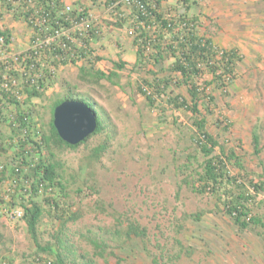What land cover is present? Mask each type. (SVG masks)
Instances as JSON below:
<instances>
[{
  "label": "rangeland",
  "instance_id": "rangeland-1",
  "mask_svg": "<svg viewBox=\"0 0 264 264\" xmlns=\"http://www.w3.org/2000/svg\"><path fill=\"white\" fill-rule=\"evenodd\" d=\"M92 1L90 5L77 2L89 10L93 19V8L101 16L100 33L89 41L92 54L101 58H91L93 69L89 70L93 73L99 69L106 74L115 71L117 76L100 78L97 82H89L95 81L89 78L87 82L79 77V64H63L52 69L53 76L46 80L40 96L28 99L25 90L29 86L14 73L20 88L17 100H24L22 106L36 122L31 127L38 126V139L48 134L51 104L60 96L70 93L83 98L84 101L78 100L84 103L90 101L97 112L102 130L86 143L76 148L50 146L65 189L56 187L49 197L66 203L80 215L64 224L63 218L57 219L54 210L43 201L48 195L39 193L34 199L43 207L36 236L38 243L42 247L48 245L51 251H38L25 222L6 216L0 221V264H44L49 259L55 263L56 252L65 257V264H116L117 259L120 264H150L153 259L159 264H264V226L251 225L241 230L223 210L229 194L234 198L244 191L245 195L253 196L246 202L250 213L264 222V190L255 193L248 184L250 178L257 181L264 172V5L243 0V13L240 11L238 22L232 23L236 26L216 29L221 46L212 42L237 53L235 75L225 87L208 84L205 93L211 98L199 94L195 115L185 106L177 108L166 102L169 96L182 95L187 106L191 103L188 85L181 83L171 70L175 57L167 47L170 33L165 29L162 47L152 51L157 57L160 55L156 61L151 57L136 63L139 31L133 24L132 12L128 11L129 4L121 1L118 9L107 5L105 0ZM162 2L171 16L185 12L188 4L190 14L198 17L202 11L199 5L202 0ZM1 17L23 23L15 7H0ZM3 31L7 33L6 29ZM8 38L9 44L0 50V73L5 72L3 66L7 64L9 49L20 59L27 52L10 33ZM151 47L148 45L144 52L151 51ZM119 60L125 65L117 69L113 63ZM14 61L11 67L16 68L19 63ZM48 62L46 59L41 65L49 66ZM169 74L173 75V83L161 92L147 87L150 93H155L154 103L149 104L138 90L140 83ZM210 79L207 75L201 80ZM197 82L200 88L204 86ZM13 109H8V113ZM201 117L218 142L213 154L228 155L233 151L236 155L235 159L222 157V160L230 175L237 177V183H225L216 192L199 193L194 189L205 159L194 125L195 119ZM1 126L8 128L5 119L0 118ZM7 131L8 134L0 128L3 138L0 141L6 139L0 142V163L9 165L14 152L12 146L7 148L5 144L10 134ZM253 131L260 137L258 154H254L251 143ZM99 144L105 149L98 159L92 160L90 153ZM45 152V157H49L46 148ZM237 159L245 171L239 172ZM8 179L0 180L1 199ZM197 214H201L199 220ZM131 223L144 227L146 236L127 237L126 227ZM94 239L104 243V256L95 254L100 248L92 244Z\"/></svg>",
  "mask_w": 264,
  "mask_h": 264
},
{
  "label": "trees",
  "instance_id": "trees-1",
  "mask_svg": "<svg viewBox=\"0 0 264 264\" xmlns=\"http://www.w3.org/2000/svg\"><path fill=\"white\" fill-rule=\"evenodd\" d=\"M121 1L122 0H105V3L107 5L112 4L115 8L119 9L118 5ZM139 1L144 9L139 8L136 4H129L128 6L132 10V17L134 21L133 24L136 30L139 31V33L136 34V39L139 40L138 42L136 41V63L141 59L147 60L151 57L152 59L154 58V61L157 60L160 55L158 54L157 57V55L152 53V51L154 49H160V47H162V39L167 30V32L170 33L171 37L170 41L167 44V47L169 48L170 53L175 57L171 70L177 74L181 83H186L188 85V93L191 98V103L189 106H187L186 100L184 99V97H182V95L180 97L169 96L166 102H169L177 108L185 106L192 114L196 115L198 112L197 100L199 99V94L203 93L208 98H211V95H209L207 92V94L205 93L208 84L219 83L221 86L225 87L228 82L232 81V78L235 75L234 66L236 60L238 59L237 53L234 49L228 50L219 48L209 38L200 33L198 29V17L195 14H190L189 4L186 6L185 12L179 13L176 16H171L165 5H163L162 0ZM62 2V0H55L57 8L62 4ZM115 2L118 3L114 4ZM140 22L141 24L138 25ZM150 32H152V35L149 34ZM0 36L3 37V40L6 44L9 43V35L6 33V31L0 29ZM93 36L96 39L98 35L93 34ZM89 41L90 39L87 40L83 37H80L78 39V42L71 45L73 49L71 51H79L80 54L87 60V62L84 61L85 59L79 62L73 59L70 60V63L74 65H80H78L79 77L87 82L89 78H93L95 81L89 82H97L100 78L105 77L110 79L114 76H117L118 73L115 71H111L106 74L104 71L99 69L94 71V74L91 73V71L89 70L93 69V67H91L93 65L92 63H90L92 62L91 58L98 60L101 57L92 54V46L90 45ZM82 44H84V46H82ZM148 45L152 46V49L151 51L148 50V52L145 53L144 50L146 49V47H148ZM44 50L45 51H43V53L45 52V54L42 55V57H40L39 59L36 58L37 55L33 54L34 52H25V55L30 54V58L28 59V61L29 63H33L34 65L33 71H30L28 82L24 83L25 85L29 86V88L25 90V94L28 99L31 97L40 96V94L42 93L41 91L44 89V86H46V80L49 78L51 79V76H53V68L69 63V61L66 59V56L63 60H58V58H61L62 55H65V52L61 51V46L55 44L49 46L48 48H45ZM217 55L219 57H217ZM46 59L49 60L48 65L51 67L41 65L45 62ZM113 65L117 69H120L125 65V63L124 61L119 60L117 62H114ZM35 71L39 72V78H33ZM169 75L171 76H156L150 82H147L145 80L140 83L138 90L146 97L149 104L154 103L155 93H150L147 87L152 88L154 92H161V89L164 90L171 83H173V80L171 78L173 75ZM207 75H210L211 79L204 81L207 78ZM202 78L204 79L203 81L201 80ZM198 80L201 84L204 83V86L202 88L199 87V83L197 82ZM3 98H6L7 102L4 103L2 112L5 111V109H12L14 107L13 111L8 113V115L10 118L13 117L15 121H12V123L10 122L11 124L7 123V130H9L10 134L8 135L9 138L6 137L8 142L6 144L13 147L14 156L12 157L11 164L6 165L5 163H0V165H2V169L0 170V180H4L7 177L16 178V194L27 187L26 185H29V187L27 188L29 194L26 200H23V198L22 200L19 199L18 203L15 202V195H11L12 199L10 200V203H5L4 198H2V200L4 201V206L1 205L0 209L5 206L7 208L16 205L20 206L23 212L21 217L17 219H21L25 222L27 230L37 250L50 252L51 249L48 245L46 247H42L37 240V224L42 213L43 205L39 204V202H37V199H34V197L41 192L45 193L46 196L48 195V197L43 198V201L51 211L54 210V215L57 219L63 218L62 222L64 224L69 221H75L80 215L79 212L71 211L66 203H61L58 200L49 197V195L54 192V189H56V187H59L61 191L65 189V184L61 179V172L57 170L58 163L53 160L54 153L52 152L50 146L53 145V147L55 148H60L61 146L76 148L79 145L86 143V141L90 137L98 134L102 130V124L99 117L97 116V112L93 108L92 103L90 101H86L87 105H89L92 108L93 112H95L97 122L94 131L88 137L75 145L68 144L58 136L56 129L53 126L51 115L48 134H43V136L38 139V136L40 135V133L37 131L39 130L38 126L31 127V125L35 124L36 122L31 119L29 113L30 111L24 109V107L22 106L24 100L19 101L15 97L7 94L4 91L1 93L0 101L3 100ZM68 99H80L84 101L83 98H80L78 96L76 97L70 93L64 96H60L52 101L50 109L51 114L57 104H59L63 100ZM9 117H7L8 120H10ZM25 117L28 120L29 124L25 121ZM13 123H15V125H13ZM194 125L198 129L199 149L205 157L203 161L202 171L198 173L199 183L194 189H196V191L199 193L207 191L216 192L219 191L221 189V186L225 183H237V177L234 175H230L225 162L222 160V157H226V159H235V153L231 151L227 155L222 152L220 155L215 156L213 153L215 147L218 146V142L208 132L206 120L203 117L199 119L196 118L194 121ZM26 126L29 127L26 129ZM23 127L26 129L25 131H22L24 130ZM251 143L253 146L254 154H258L260 151V137L256 131L252 132ZM45 148L48 152L49 157H45ZM104 149L105 146L103 144H99L98 146L94 147L90 153V158L92 160L98 159ZM235 162L237 167L239 168V172L245 171V167L238 162V159ZM258 177L259 178L257 181L253 178H250L248 183L255 193L264 190V172L260 173ZM238 184H240L238 186L243 185V183ZM251 198H253L252 195H245V192L241 191L234 198L229 194L227 201L224 202L223 210L232 218L234 224L237 225L241 230H244L251 225L259 224L264 226V222H262L259 217L252 215L250 213V210L246 206V202ZM3 214L5 215V213ZM195 217L196 220H199L201 214H197L195 215ZM126 228L127 237L143 238L146 236L145 228L140 227L137 224L131 223ZM91 242L93 245H95V247L100 248V250L95 252V254L104 256V243L102 241L99 242L96 239ZM55 255V263L53 262L54 260L49 259L47 261H44V264H56L57 262L59 264H65V257L62 256V254H58L56 252ZM118 260L120 259H117L116 264H120ZM40 262H43V258H40ZM84 264H88V262ZM150 264L159 263L157 260L153 259L152 263Z\"/></svg>",
  "mask_w": 264,
  "mask_h": 264
},
{
  "label": "built area",
  "instance_id": "built-area-1",
  "mask_svg": "<svg viewBox=\"0 0 264 264\" xmlns=\"http://www.w3.org/2000/svg\"><path fill=\"white\" fill-rule=\"evenodd\" d=\"M122 1L127 4H136L139 8L144 9L139 0ZM0 2L8 5L16 4V6L20 8L24 22L31 29L30 46L27 51L34 52L33 54L37 55V59L45 54V52L43 53L45 48L57 44L61 46V51L65 52V55H62V57L59 56L61 58H58V60H63L66 56L69 63L71 59L78 62L82 61L85 57L82 56L79 51H71L73 50L71 45L78 42L80 37L89 40L94 37L93 34L98 35L99 33V27L95 22V19H93L92 15L79 5L75 6L73 4H64L62 6H58L57 8L55 0H0ZM116 3L118 2H115L114 4ZM111 7L114 6L111 4ZM140 24L141 22L138 25ZM129 33L132 34V31L130 30ZM2 45L4 46L5 44L3 37L1 36L0 50L4 49ZM82 46H84V44H82ZM20 57L21 56L13 58V60L18 61V67H11L13 64L12 60L11 63L7 62V64H5V72L0 73V93L4 91L16 99L20 98V88L19 81L15 77L14 73L20 77L21 81L27 83L30 77V71H33L34 68L33 63H29L28 61L30 54L25 55L21 59ZM217 57L219 56L217 55ZM39 77V72L35 71L33 78ZM5 99L6 98H3V100L0 101L2 106L5 103ZM9 119L10 120L7 119L9 124H11L12 121H15L13 117H9ZM25 121L28 122L27 119ZM13 125H15V123H13ZM29 126H26V129ZM23 129L24 130L22 131L26 130L24 127ZM1 169L2 165H0V170ZM15 179L16 178L10 177L8 179L9 181H7L6 187L4 188L5 196L3 198L5 203H10V200L12 199L11 195H15L16 198L21 200L22 198L23 200H26L28 197L29 192L27 191V188L29 185H26L27 187L16 194L15 189L17 183ZM1 211L2 213H5L7 217L12 219L20 218L23 212L22 208L18 205L11 206L10 208L5 206L1 209Z\"/></svg>",
  "mask_w": 264,
  "mask_h": 264
},
{
  "label": "crops",
  "instance_id": "crops-1",
  "mask_svg": "<svg viewBox=\"0 0 264 264\" xmlns=\"http://www.w3.org/2000/svg\"><path fill=\"white\" fill-rule=\"evenodd\" d=\"M252 1H253V3H255V1H256V3L264 5V0H252ZM63 2L64 3H70V2H76L77 3V2H79L81 4L90 5L89 0H63ZM244 2H245V0H244ZM232 3H234V4L232 5ZM199 5L201 6L200 9H202L201 14L197 18V21L199 22L198 27L200 28V31H202L205 35H207L211 41L213 40L214 43L218 42V44L221 46V41H220L221 39L219 38V40H217L218 33H217L216 29L222 28V27L223 28H226V27L232 28V27L236 26L235 24H232V23L238 22V18H239V16H241L240 11L243 13V10L245 8V7H243L245 5V4H243V0H210V3H208V4L205 3V0H202V3H199ZM0 7H1V5H0ZM127 8H128L129 12L130 11L132 12V10L129 7H127ZM192 10H195V9H192ZM92 14H93L95 20L97 22L101 23L100 11L93 8ZM226 21H227V23H226ZM0 29L1 30L6 29L7 34L9 35V33H10L12 39L14 38V39L18 40V42H17V40L15 41L16 43H20L23 45V47H22L23 49L29 48V46H30L29 39L31 38V29L26 23H24V21L22 23L20 21H16V20L11 21V20H8L7 18L1 17ZM10 48H12L11 44H10ZM9 50L7 51V55H6L7 59L6 60L8 63H11L13 58L17 57V56H15V54H17V53L12 52L11 50L9 51ZM136 57H137V55H136V47H135V58ZM67 64H65L64 66H68ZM3 67H5V65ZM0 106H1V103H0ZM3 112L6 115L8 113V109H5V111H3ZM0 128H2V131L4 133L8 134L7 127L1 126ZM2 136H5V135L2 134ZM0 139H3V138L0 137ZM5 140L0 141V142L3 143V142H5ZM9 146L10 145H7V148H9ZM5 147H6V145H5ZM8 153H10V152L7 151V154ZM3 191H4V188H3ZM0 202L1 203L4 202L1 199V197H0ZM1 203H0V205H1ZM5 217L6 216L1 212V209H0V221L5 219ZM0 243H1V241H0Z\"/></svg>",
  "mask_w": 264,
  "mask_h": 264
},
{
  "label": "water",
  "instance_id": "water-1",
  "mask_svg": "<svg viewBox=\"0 0 264 264\" xmlns=\"http://www.w3.org/2000/svg\"><path fill=\"white\" fill-rule=\"evenodd\" d=\"M52 123L58 136L72 145L88 137L97 124L92 108L76 99L57 104L52 112Z\"/></svg>",
  "mask_w": 264,
  "mask_h": 264
},
{
  "label": "clouds",
  "instance_id": "clouds-1",
  "mask_svg": "<svg viewBox=\"0 0 264 264\" xmlns=\"http://www.w3.org/2000/svg\"><path fill=\"white\" fill-rule=\"evenodd\" d=\"M62 1H63V0H62ZM89 1H90V2H93L92 0H89ZM64 4H67V3L62 2L61 6L64 5ZM75 4H76V2L73 3V5H75ZM0 5H1V7H3V6L15 7L16 12H18L19 15L22 17V15H21V11H20V8H19V7H16L15 4H13V5H12V4H9V5H8V4H3V3L0 2ZM2 5H3V6H2ZM77 5H78V3H77ZM79 6H81V5H79ZM81 7H82V6H81ZM84 9H85V8H84ZM86 11L89 12L88 9H87ZM22 19H23V17H22ZM23 21H24V19H23ZM95 22H96V20H95ZM24 23H25V22H24ZM96 23H97V25H98V27H99V32H100V25L98 24V22H96ZM98 34H99V33H98ZM0 37H1V36H0ZM30 39H31V38H30ZM4 44H5V45H8L9 43L6 44L5 41H4ZM5 45H4V46H5ZM2 46H3V45H2ZM136 50H137V47H136ZM3 107H4V105H3V106L1 105V107H0V118L5 119L6 122H7V119H8L7 117H9V115L6 116V115L4 114V112H2ZM7 123H8V122H7Z\"/></svg>",
  "mask_w": 264,
  "mask_h": 264
}]
</instances>
